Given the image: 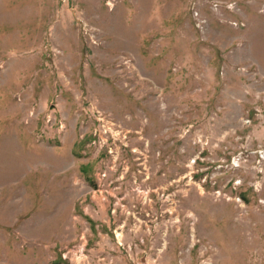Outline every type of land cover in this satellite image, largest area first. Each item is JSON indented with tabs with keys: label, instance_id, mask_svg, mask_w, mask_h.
Wrapping results in <instances>:
<instances>
[{
	"label": "rangeland",
	"instance_id": "1",
	"mask_svg": "<svg viewBox=\"0 0 264 264\" xmlns=\"http://www.w3.org/2000/svg\"><path fill=\"white\" fill-rule=\"evenodd\" d=\"M0 264H264V0H0Z\"/></svg>",
	"mask_w": 264,
	"mask_h": 264
},
{
	"label": "built area",
	"instance_id": "2",
	"mask_svg": "<svg viewBox=\"0 0 264 264\" xmlns=\"http://www.w3.org/2000/svg\"><path fill=\"white\" fill-rule=\"evenodd\" d=\"M230 7H232L231 5H230ZM214 8L216 9L217 8V4H215L214 5ZM193 163H194V161H193ZM237 201H239V199H237ZM82 250V249H81ZM66 258V257H65Z\"/></svg>",
	"mask_w": 264,
	"mask_h": 264
}]
</instances>
